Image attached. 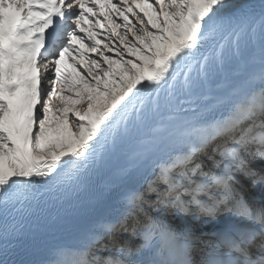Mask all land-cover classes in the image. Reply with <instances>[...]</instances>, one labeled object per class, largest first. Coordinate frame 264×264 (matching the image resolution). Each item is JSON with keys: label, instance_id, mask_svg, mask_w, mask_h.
Listing matches in <instances>:
<instances>
[{"label": "snow or ice", "instance_id": "1", "mask_svg": "<svg viewBox=\"0 0 264 264\" xmlns=\"http://www.w3.org/2000/svg\"><path fill=\"white\" fill-rule=\"evenodd\" d=\"M0 264H264V0H0Z\"/></svg>", "mask_w": 264, "mask_h": 264}, {"label": "bare ground", "instance_id": "2", "mask_svg": "<svg viewBox=\"0 0 264 264\" xmlns=\"http://www.w3.org/2000/svg\"><path fill=\"white\" fill-rule=\"evenodd\" d=\"M259 4V0H254ZM124 160L113 161L110 168L111 171L105 170L98 174H94L89 178L88 186L83 190L82 195L75 194L67 208L62 210L63 213H59L51 210L50 204L43 209V215L41 216V228L42 231L37 234L35 241L29 238L23 239L21 247L17 248L16 255L10 257V259H26V260H41L47 255V245L52 241V237L55 236L57 240L68 242L70 239V233L73 225L82 223L86 219H96V215L92 211L95 209H102L104 205L111 199L112 192L105 191V184L110 183L113 179V172L124 164ZM147 176V173H145ZM138 186V185H132ZM118 190V188L114 189ZM111 219V217H108ZM124 239L122 235L119 237ZM27 248L25 252L23 249Z\"/></svg>", "mask_w": 264, "mask_h": 264}]
</instances>
